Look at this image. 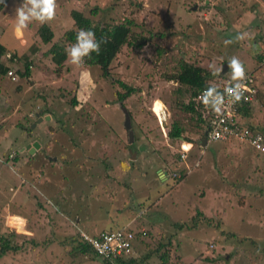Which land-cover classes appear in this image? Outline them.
I'll return each mask as SVG.
<instances>
[{"label":"rangeland","instance_id":"rangeland-1","mask_svg":"<svg viewBox=\"0 0 264 264\" xmlns=\"http://www.w3.org/2000/svg\"><path fill=\"white\" fill-rule=\"evenodd\" d=\"M25 3L10 0L0 13V62L17 78L0 76V236L13 234L17 242L36 237L39 254H6L0 264H102L75 250L78 236L123 228L140 237L134 259L141 264H162L165 250V264H264V157L238 142L202 149L204 131L195 130L190 114L175 103L177 83L161 79L174 74L180 56L207 69H219L226 59L228 76L254 73L260 83L250 121L264 125V64L259 67L255 55L264 51L263 11L254 20L257 8L250 0H55L53 19L32 18V30L21 31L16 9ZM94 7H99L95 16ZM69 9L101 25L134 19L138 27L132 35L149 42L138 48L134 37L136 42L124 45L106 78L97 67L84 70L73 63L72 49L44 56L74 28ZM42 24L51 27L54 40L31 53L34 29ZM161 32L168 34L157 38ZM239 32L244 40H238ZM157 45L165 50L160 57ZM13 53L21 56L16 64L4 58ZM29 61L30 76L23 78ZM236 63L243 74L234 70ZM118 81L138 89L122 106L114 95L122 92ZM73 99L79 102L75 108ZM156 104L165 107V114L154 112ZM37 113L45 114L38 124ZM155 114L163 116L157 120ZM125 115L130 116L132 143ZM173 122L189 128L174 142L167 135ZM17 125L27 130L31 125V138L38 136L43 145L32 142L44 148L20 151L29 136ZM179 140L193 145L184 143L190 147L184 163ZM15 156L20 164L13 163ZM180 171L185 177L176 183ZM165 234H171V246L143 262V255L155 251L162 239L166 242ZM51 237L57 241L44 249L43 240ZM70 237L77 241L61 246ZM207 244L221 256L215 257L212 248L206 252ZM204 255L214 261H205Z\"/></svg>","mask_w":264,"mask_h":264},{"label":"trees","instance_id":"trees-1","mask_svg":"<svg viewBox=\"0 0 264 264\" xmlns=\"http://www.w3.org/2000/svg\"><path fill=\"white\" fill-rule=\"evenodd\" d=\"M10 0H3V2H0V13H2L8 4ZM26 1V0H25ZM222 3H229V0H221ZM234 0H230V2H233ZM264 1V0H263ZM254 8L256 9V12L254 13V20H258L257 16L260 17L262 14L263 9L259 6H255ZM99 12V7H94L91 9V15L95 16ZM69 16L73 21L74 28L70 29L68 31H65L63 35L61 36V43L60 44H52L54 40V34L51 30V27L47 24H42L36 27L35 29V34L32 36L33 42L30 48V52H38L40 47L43 45L47 44H52L51 49L44 53V56L48 55H58L60 53H67L68 49H72L74 46L78 44L77 40V34L79 33L80 30H91L95 33V38L96 42L100 45V52L97 54L96 52H92L90 54V57L88 55L82 57L81 62L79 63L78 66H81L84 70H90L91 68L97 67L101 70L102 76L104 78L108 77L109 75V70L110 66L113 63V61L116 59L120 49L124 45H129L131 46L133 42H136L137 39L139 38V43L136 45L138 48H141L144 44V41L146 43L149 42V39H147L145 36L142 35H137L134 36L132 35L133 29L137 28L138 25L134 21V19H124L122 22L116 25H101L100 22H94L91 18L85 17L86 15L83 13V11H79L77 9H69ZM151 34V33H150ZM168 33H157L155 36L158 38H164L167 36ZM170 34V33H169ZM242 32L238 33V40H244L242 36ZM131 37L132 40H131ZM230 40H228L229 42ZM239 44V43H237ZM1 48V47H0ZM2 49V48H1ZM164 49L160 48L158 45L156 46V52L158 56L162 55L164 53ZM257 54V63L262 61L264 57V51L255 52V55ZM21 56L15 55L14 53L11 55V59L8 61L9 63H17L18 58ZM32 61L27 62V64L24 66V73H23V78H29L30 76V64ZM199 62L196 63H191L189 61H186L184 57H179L177 67L175 68V72L173 75L166 76L163 75L161 76V79H165V81H174L177 83V87L174 90V95L177 98L175 100L176 105L184 112L187 114H190L191 120L194 122V128L195 130H203L205 134V127L207 124V120L204 118V113H202L201 109L203 107V103L198 101L197 97L202 96L204 99L209 100L213 95H218V94H223L225 92V89L228 87L233 86L235 83V79L232 76H228V73L230 71V63L228 60H224L223 63L220 66L219 69H215L211 66V68L207 69L198 64ZM62 63L57 64V68H60ZM223 65H227V71H223ZM8 69L5 68V65H3L0 62V76L3 74H6ZM60 74V73H59ZM56 73V75H59ZM118 86L122 90V92L117 91L114 95L117 99V103L123 105L125 100L129 99L132 95L137 93L138 89L135 87L128 85L127 83L123 81H118ZM17 89L20 90V87ZM260 92V91H259ZM259 95V94H258ZM260 98H262L260 94ZM187 101L185 102L184 100ZM78 100V99H76ZM75 99H73L70 103L71 107L75 108L79 102L77 103ZM180 101V104L178 101ZM185 102V103H184ZM263 104V99L262 102ZM242 108V115L246 118H252L253 113H254V108L249 105L245 104L243 105ZM240 108V109H241ZM36 112V111H35ZM38 114V113H37ZM45 114H39V116H44ZM152 115V113H151ZM129 116V115H128ZM130 117V116H129ZM154 118V115H152ZM31 126V125H30ZM28 128V130L23 126L17 125V128L20 130H26L28 131V139L26 138V141L18 147L20 151H23L25 154H29V150H26L24 147L28 144H31L33 140H37L39 144L41 145L43 143L42 139H39L38 136L31 138V128ZM263 128L264 125H261L260 128ZM193 129V128H192ZM36 130V129H35ZM189 128L181 125L180 123L173 122L170 126V130L168 132V137L169 139L174 142L180 138H184V135L187 133ZM18 131V130H17ZM204 134L202 135V139L204 138ZM36 141V142H37ZM186 141V140H185ZM189 143H192L191 141H188ZM201 142V141H200ZM220 143H209L206 144V147L212 148L213 145H218ZM225 144V143H224ZM25 145V146H24ZM43 145V144H42ZM41 145V146H42ZM40 146V147H41ZM2 145H0L1 149ZM44 148L41 147V150ZM247 151H251L253 154L259 156V157H264V154H259V152L249 148V147H244ZM40 148L36 151L38 153L41 151ZM22 153V154H24ZM42 153V152H41ZM21 154V153H20ZM17 155L19 156V153L17 152ZM28 157V156H27ZM178 157V155H177ZM189 157V156H188ZM4 158V157H3ZM33 157H30L31 159ZM13 163L20 164L19 163V157H12ZM10 158L6 157L3 165L6 166ZM182 178L185 177V173H181ZM181 178V179H182ZM181 179H178L175 177L176 183L181 181ZM244 199H246V195H243ZM240 199V205L242 204V200ZM138 209V208H137ZM197 215H200L199 213ZM196 220V219H194ZM183 224V223H182ZM175 226V225H174ZM182 226V225H181ZM182 229V227L179 226L178 229ZM185 227H183L184 229ZM190 229V227H188ZM167 234V233H166ZM167 240L166 242H163L164 240L162 239L155 251H148L145 255H143V259L141 261L147 262V260L150 258L152 253H158L160 252L161 249H165L167 246H171V234L166 235ZM79 235V234H78ZM228 238H235L236 234L234 233H228L226 234ZM77 237H70L69 239H63V242H61V246H69ZM79 240L77 242V249L80 251L82 254H91V250L87 247L88 245L85 244L81 239L80 236H78ZM57 241V238L51 237L49 239L43 240V243L41 244L44 249L49 248L52 244ZM77 241V240H75ZM244 243V241H243ZM250 244H254V241H251ZM39 244L36 241V237H28L27 239H24L22 242H17L16 238L13 234H7L6 236H0V259L4 257L6 254H24L28 250L29 253H38L37 247ZM216 246L214 244H210V246L207 244L206 246V252H208V249H211L215 257H220V253H216ZM39 254V253H38ZM231 256V255H229ZM161 260L162 264L167 263L169 259V252L165 250L161 254ZM224 259V258H223ZM204 260L207 262H213L214 259L209 257L208 255H204ZM124 264H141L139 261H129Z\"/></svg>","mask_w":264,"mask_h":264},{"label":"built area","instance_id":"built-area-1","mask_svg":"<svg viewBox=\"0 0 264 264\" xmlns=\"http://www.w3.org/2000/svg\"><path fill=\"white\" fill-rule=\"evenodd\" d=\"M250 1L255 6H261L264 16V1ZM5 59L9 61L11 55L6 54ZM6 75L12 81L17 79L15 72L11 69L7 70ZM257 96L256 79L251 74L235 79L233 86L227 87L223 94L213 95L209 100L198 96V101L203 103L201 111L207 120L204 134L206 143L238 142L259 153H264V127L260 128L261 125L252 123L250 117L246 118L241 113V106L245 104L253 106ZM179 141V160L185 161L189 149H184V140ZM133 239L132 233L119 231L104 234L99 239L91 240V243L98 254L107 259H113L118 256H129L133 247Z\"/></svg>","mask_w":264,"mask_h":264},{"label":"clouds","instance_id":"clouds-1","mask_svg":"<svg viewBox=\"0 0 264 264\" xmlns=\"http://www.w3.org/2000/svg\"><path fill=\"white\" fill-rule=\"evenodd\" d=\"M0 2H3V0H0ZM28 4L32 5L31 9H29L27 7ZM55 7H56L55 0H26V3L24 5H22L21 7L16 9L17 30L26 28L27 25L31 22L32 18L40 19L42 17H47L49 20L53 19L54 15H55ZM37 9L39 11H36ZM77 40H78V44L76 46H74L71 50V56H72L73 63L79 64L82 60V57H84L86 55H88L90 57V54L92 52H96L97 54H99L100 45L96 42L95 33L93 31H91V30L86 31L83 29L80 30L79 33L77 34ZM4 58H5V56H4ZM262 64H264V57L261 61V65ZM233 68L235 71H239L241 74H243V72H244V69L242 68V66L239 63L234 64ZM247 74L254 75L253 73H247ZM243 75H245V74H243ZM237 79H239V78H237ZM258 94H259V88H258ZM155 116H156L157 120H158V118H160L156 114H155ZM158 123L160 124V121H158ZM127 133H128V131H127ZM165 137H167V136H165ZM133 140H134V137H133ZM203 140L205 141V137L202 139V141ZM184 142L190 144L191 148H193V145L191 143L186 142V141H184ZM206 144L207 143L205 141V146H206ZM189 150H190V148H189ZM189 154H188V156H189ZM259 154H264V153H259ZM187 159H188V157H187ZM180 162L184 163L185 161H180ZM181 173H182V171L178 172V174L180 176L177 177L175 175V177H177L178 179H181L182 178ZM119 231L126 232V233H132V231H127L124 228L119 229V230H104V231H101V232L94 234V235H89V236L81 235L80 239L85 244L88 245L87 247L91 250L90 255L95 259H99L102 262V264H124V263H127L129 261H135L136 262V259H134L135 258V251L134 250L135 249L137 250L138 245L136 246V244H137V240H139L140 237H136L133 233H132L134 236L133 247H132V251L129 254V256H118V257H115L113 259H107L104 256L98 254V252L93 247L91 240L99 239L104 234H111V233H115V232H119ZM142 235L146 236L145 233H143Z\"/></svg>","mask_w":264,"mask_h":264},{"label":"water","instance_id":"water-1","mask_svg":"<svg viewBox=\"0 0 264 264\" xmlns=\"http://www.w3.org/2000/svg\"><path fill=\"white\" fill-rule=\"evenodd\" d=\"M222 69H223V71H225L227 69V65H223ZM36 116L38 117V121H36L37 122L36 124H38V123H40L42 121V118L39 117V114H36ZM49 118L50 117L47 116L46 120H49ZM36 124L33 125V128L36 126ZM130 128H131L130 118H129L128 115H125V129H126V131H128L129 142L132 143V141H133V132H132V130ZM202 143L204 145L205 141L203 140ZM39 148H40V145L38 144V142H33L31 144H28L25 149L29 150V152L32 154V153L35 152V150H38Z\"/></svg>","mask_w":264,"mask_h":264},{"label":"bare ground","instance_id":"bare-ground-1","mask_svg":"<svg viewBox=\"0 0 264 264\" xmlns=\"http://www.w3.org/2000/svg\"><path fill=\"white\" fill-rule=\"evenodd\" d=\"M154 109H155V113L156 114H161V113H163V114H165V107L163 106V105H161V104H156L155 106H154ZM163 114L161 115V116H163ZM162 118V117H161ZM160 118V119H161ZM167 118V117H166ZM183 147H184V149H189L190 147H188V145H186V144H183Z\"/></svg>","mask_w":264,"mask_h":264},{"label":"crops","instance_id":"crops-1","mask_svg":"<svg viewBox=\"0 0 264 264\" xmlns=\"http://www.w3.org/2000/svg\"><path fill=\"white\" fill-rule=\"evenodd\" d=\"M26 29H28V31H31V30H32V28H31L30 26H28V25H27ZM34 30H35V29H34ZM21 31H22V29H21ZM259 67H261V64H259ZM253 74H254V73H253ZM253 76H254V78H255V75H253ZM255 79H256V78H255ZM259 84H260V83H259V82L257 81V79H256V85H257L258 88H259ZM160 117H162V116H160ZM201 142H202V141H201ZM201 142H200V143H201ZM200 145L202 146V149H203L204 146H205V144L203 145V143H201ZM24 146H25V145H24Z\"/></svg>","mask_w":264,"mask_h":264}]
</instances>
